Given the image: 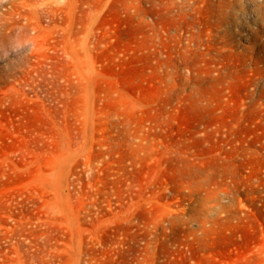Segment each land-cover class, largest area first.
<instances>
[{
  "label": "rangeland",
  "instance_id": "rangeland-1",
  "mask_svg": "<svg viewBox=\"0 0 264 264\" xmlns=\"http://www.w3.org/2000/svg\"><path fill=\"white\" fill-rule=\"evenodd\" d=\"M0 264H264V0H0Z\"/></svg>",
  "mask_w": 264,
  "mask_h": 264
}]
</instances>
